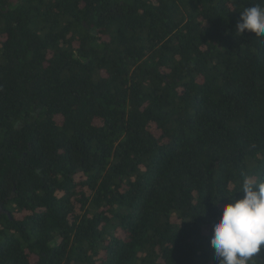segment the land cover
I'll return each instance as SVG.
<instances>
[{"label": "trees", "instance_id": "trees-1", "mask_svg": "<svg viewBox=\"0 0 264 264\" xmlns=\"http://www.w3.org/2000/svg\"><path fill=\"white\" fill-rule=\"evenodd\" d=\"M260 3L0 0V264H219L264 174Z\"/></svg>", "mask_w": 264, "mask_h": 264}, {"label": "clouds", "instance_id": "clouds-1", "mask_svg": "<svg viewBox=\"0 0 264 264\" xmlns=\"http://www.w3.org/2000/svg\"><path fill=\"white\" fill-rule=\"evenodd\" d=\"M245 30L264 36V0L243 9L236 31L242 35ZM237 192L244 195L239 199L234 194L221 196L231 201L224 204L211 234L219 264H255L264 245V174L255 180L243 177Z\"/></svg>", "mask_w": 264, "mask_h": 264}]
</instances>
